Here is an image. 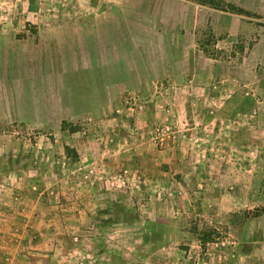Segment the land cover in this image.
Masks as SVG:
<instances>
[{"label":"rangeland","instance_id":"obj_1","mask_svg":"<svg viewBox=\"0 0 264 264\" xmlns=\"http://www.w3.org/2000/svg\"><path fill=\"white\" fill-rule=\"evenodd\" d=\"M201 2L0 0V264H264V0Z\"/></svg>","mask_w":264,"mask_h":264},{"label":"crops","instance_id":"obj_2","mask_svg":"<svg viewBox=\"0 0 264 264\" xmlns=\"http://www.w3.org/2000/svg\"><path fill=\"white\" fill-rule=\"evenodd\" d=\"M186 139L187 140L179 141L178 143H180V144L182 143L183 144L185 142L186 143L188 142V143H190V145H196V143H197V141H195V143L193 142L194 139H196V138L193 135H191V134L190 135L188 134ZM177 146H179V144ZM170 152H171V150H170ZM176 152H177V150H176ZM176 152H171L170 154H168V158L170 160H172L173 158L185 159L187 157L188 159L196 160V159H199V158L201 159V158L207 157V155H205V153H206L205 150H197L194 147L193 148H189V149L188 148H182L181 152H179V153H176ZM217 152H219V151H217ZM75 153H76V155L78 157L81 156V153L79 152L78 149H76ZM213 156L217 157V154H214ZM192 171H193V169H192ZM193 174H195L194 171H193ZM38 256H39V258L41 260H45L44 253L38 254ZM36 264H44V262H41V263L39 262V263H36Z\"/></svg>","mask_w":264,"mask_h":264},{"label":"built area","instance_id":"obj_3","mask_svg":"<svg viewBox=\"0 0 264 264\" xmlns=\"http://www.w3.org/2000/svg\"><path fill=\"white\" fill-rule=\"evenodd\" d=\"M245 96H250L249 92H245ZM255 113V112H253ZM164 137L166 140H179V135H177L175 128L172 125H166L163 128H156L154 131V140L157 144L161 146L164 144ZM166 141V143H167Z\"/></svg>","mask_w":264,"mask_h":264},{"label":"trees","instance_id":"obj_4","mask_svg":"<svg viewBox=\"0 0 264 264\" xmlns=\"http://www.w3.org/2000/svg\"><path fill=\"white\" fill-rule=\"evenodd\" d=\"M201 3L203 6H209L213 9H216V10H223L224 11L226 9L225 7H222L221 3H223V2H221V0H216V1L215 0H202ZM227 6H228L229 10H231V12H233V13L248 14L244 9L237 8L232 4H227ZM66 152H67V155L71 154V155L76 156L75 151H73L72 149L67 148Z\"/></svg>","mask_w":264,"mask_h":264}]
</instances>
